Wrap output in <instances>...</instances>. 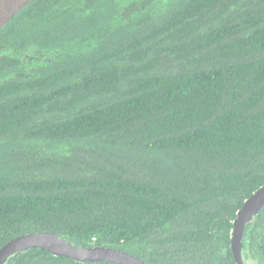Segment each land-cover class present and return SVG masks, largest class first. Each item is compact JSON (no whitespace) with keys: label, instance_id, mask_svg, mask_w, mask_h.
<instances>
[{"label":"trees","instance_id":"obj_1","mask_svg":"<svg viewBox=\"0 0 264 264\" xmlns=\"http://www.w3.org/2000/svg\"><path fill=\"white\" fill-rule=\"evenodd\" d=\"M262 186L264 0H32L0 30V251L53 233L237 264ZM242 246L264 264V208ZM5 264L112 263L34 248Z\"/></svg>","mask_w":264,"mask_h":264},{"label":"water","instance_id":"obj_2","mask_svg":"<svg viewBox=\"0 0 264 264\" xmlns=\"http://www.w3.org/2000/svg\"><path fill=\"white\" fill-rule=\"evenodd\" d=\"M32 0H0V30L5 27ZM264 208V186L249 198L238 212L235 221L232 249L237 264H246L242 255V238L246 226ZM42 249L55 256L74 259L78 262H108L112 264H146L142 260L120 250L104 247H80L53 233H34L18 237L0 251V264L13 255L29 249Z\"/></svg>","mask_w":264,"mask_h":264}]
</instances>
